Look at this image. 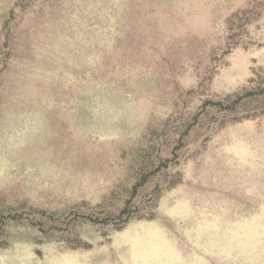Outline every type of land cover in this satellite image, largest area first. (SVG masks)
<instances>
[{"label":"rangeland","instance_id":"obj_1","mask_svg":"<svg viewBox=\"0 0 264 264\" xmlns=\"http://www.w3.org/2000/svg\"><path fill=\"white\" fill-rule=\"evenodd\" d=\"M0 264H264V0H0Z\"/></svg>","mask_w":264,"mask_h":264},{"label":"trees","instance_id":"obj_2","mask_svg":"<svg viewBox=\"0 0 264 264\" xmlns=\"http://www.w3.org/2000/svg\"><path fill=\"white\" fill-rule=\"evenodd\" d=\"M250 94V93H249ZM242 98V95L238 96L237 99H234L232 102L235 104L238 100H240ZM214 104H218L219 106H222L221 102H214ZM233 107V106H232ZM127 206L124 207V209L122 210V214H126L127 216H129V212L126 210ZM97 221V220H96Z\"/></svg>","mask_w":264,"mask_h":264}]
</instances>
